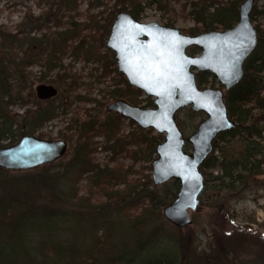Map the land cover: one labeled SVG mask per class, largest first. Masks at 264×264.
<instances>
[{
  "label": "trees",
  "instance_id": "16d2710c",
  "mask_svg": "<svg viewBox=\"0 0 264 264\" xmlns=\"http://www.w3.org/2000/svg\"><path fill=\"white\" fill-rule=\"evenodd\" d=\"M45 1L49 5V11L45 12L46 16L50 15L54 4L58 6V10H65L68 14L78 12L77 0ZM162 1L165 0H117L114 8L121 6L122 10L139 20L145 8L153 5L161 7ZM240 1L227 0L222 3L218 0H198V2H191L190 13L193 16V22L195 25H200L198 29L202 32L228 30L238 21ZM96 5H99V0H96ZM253 17L254 19L255 17L264 19V0L260 9L255 6L251 9L250 19ZM111 20L112 18L109 21L104 19L105 23L100 24L96 18L91 16L90 23L79 24L63 23L62 18L59 17L60 27L63 24L69 25L64 31L56 34L54 42L51 44L46 72L55 68L64 69L62 59L66 55L69 45L80 38L85 30L94 31L97 34L100 47L103 46V38L109 34L107 25ZM47 22V18L41 20V17L34 18L28 13L23 22L18 25L16 34L0 29V35L12 44L23 45L27 39L24 36L19 37V35L24 34L22 28L25 25L31 24L32 29L39 30ZM198 29L190 28L188 34L194 35ZM255 29L258 43L243 64V77L224 96L227 113L236 125L231 130L217 136L213 142L212 153L200 166V172L204 178L202 195H205V192L212 187V189L226 191L239 199L246 189L257 185L258 177L264 174V29L260 28V24H257ZM89 36L90 34L83 35L84 38ZM90 37L94 40V36ZM73 51L76 58L82 55L86 60L92 59L102 63L103 72L96 78L97 82L107 77L111 73L109 67L115 65V61H109L100 53L98 46L79 45ZM10 61L17 72L16 90L10 82L6 66L8 63L0 57V148L12 146L24 136H35L44 123L55 116L58 107L55 105L58 95L48 101H38L37 104L44 103L45 107H39L27 118L24 116L22 125L17 122L16 116L12 115L8 109L16 102H19L21 106L29 103L27 98L32 97L31 94H27L26 98L21 96V93L27 89L30 80L27 68L32 65V61L30 59L17 60L16 55ZM113 72L118 80H112L115 87L107 92L109 98L125 99L133 105H138V97L141 96V92L130 87L116 67ZM47 73L41 74L38 81L44 82ZM210 78L214 82L215 78L209 73L195 75L198 87L208 84ZM80 79L79 76L65 73L60 76L58 84L65 89V92L73 93L80 86L86 85L81 83ZM121 84L124 88L120 87ZM87 86L90 87L91 84ZM78 97L81 101H91L100 105L94 99ZM149 107H153V102L150 99L147 100L146 105V108ZM121 121L123 119L116 113L107 114L106 119L101 122L93 119L81 123L73 121L67 129H75L77 138L73 155L66 163L65 171L72 173L76 186L84 176H89L88 195L99 194L106 197L103 205L101 203L94 209L96 215L100 216L98 219H103V211L123 214L128 218V223L121 226L118 231L128 233L130 237L121 236L123 242L119 244L108 242L106 239L95 241L93 247H89L82 253L71 247L65 257L59 254L61 252L59 245L51 246L54 254L52 264H176L177 254L180 257L179 264H186L187 253L192 241L191 234L182 233L180 229H177L180 232H171L166 230L163 224H153V217L158 214L159 209L169 204L171 199H175L179 189L178 181L172 183L174 186L172 190H167L163 185L166 191L160 195L152 187L149 175L143 174L144 170L151 171L150 166H142L141 171L136 172L133 165L128 168H124L122 164L113 168L108 166L101 168L93 161L92 155L96 150V143L92 140L97 136L103 137L105 142L103 148L110 150L114 157L118 155L129 157L133 163L139 160L146 163L153 161L156 146L161 142L162 137L149 135L152 130L142 131L141 133L145 135L130 133L120 136ZM129 123L132 124V122ZM36 137L45 139L40 134ZM2 141H8V144L3 145ZM229 141L240 144L237 151L224 149ZM219 142H223L224 146H219ZM216 152L218 155H215ZM53 166L54 164L43 165L36 168L39 174L32 173L20 177L10 176V172L0 169V237L15 253H17L18 247L20 248V245H17L18 241L23 239L25 230L29 226L36 221L53 219L59 215L57 204L48 205L44 202V200L53 202L52 198L55 202L58 199L57 184L59 179L57 173L50 172ZM214 170H217L216 174L212 173ZM135 176L138 178L132 179ZM119 185L124 189L116 190L115 188ZM46 191L51 199L46 197ZM77 193L78 191L75 196ZM22 250L23 255H26L27 252L23 248ZM220 253L225 256L223 248ZM16 260V258L10 259L0 255V264H11Z\"/></svg>",
  "mask_w": 264,
  "mask_h": 264
},
{
  "label": "rangeland",
  "instance_id": "374dc122",
  "mask_svg": "<svg viewBox=\"0 0 264 264\" xmlns=\"http://www.w3.org/2000/svg\"><path fill=\"white\" fill-rule=\"evenodd\" d=\"M77 1L78 12L76 13L68 14L65 10H58V6L54 4L50 11V15L46 16L45 12L49 11V5L45 0H0V29H4L11 34H16L18 32V25L23 22L24 17L28 13L34 18L41 17V20L48 19L47 24L39 30L32 29L31 24L25 25L22 28L24 34L19 35V37L24 36L27 39V42L23 45L12 44L7 41L5 37L0 35V57L8 63L6 66L8 68L10 82L15 90L18 85L17 72L15 66L12 65L10 61L11 58L16 55L17 60L30 59L32 61V65L27 68V72L30 74L27 89L21 93L23 97L27 98V94H31L32 97L27 98L29 103L21 106L19 102H16L10 106L8 110L12 115L16 116L17 122L22 125L24 116L27 118L39 107H45L46 105L44 103H36L38 102L35 98L34 91L36 85L50 84L55 86L58 89V97L55 100V105L58 107L55 116L44 123L35 136L40 134L43 135L46 140H64L67 142L68 146L65 155L58 161L52 163L54 166L50 170L51 173H57L58 175V199H56L55 202L53 198V202L44 200L48 205L57 204L59 215L53 219L36 221V223L29 226L25 230L23 239L19 240L17 243V245H20V248L17 246V253L10 250V246L0 237V255L10 259H17L16 262L11 264H52L54 254L52 253L51 246L59 245L61 247V252L59 254L65 257L66 254L68 255L71 247L80 251L79 253H82L87 251L89 247H93L95 241H103L106 239L108 242L119 244L123 242L121 236L130 237L128 233L126 234L118 231L121 226L128 223V218L123 214L111 211V213H107L103 211V219H98L100 216L96 215L94 209L101 203L103 205L106 197L100 196L99 194L88 195L89 176H84L76 186L74 185L75 181L72 173L69 171L67 173L65 171L66 163L73 155V149L77 138L75 129L68 130L67 127L72 125L73 121L81 123L89 119H93L97 122L105 120L107 114H111L105 112L106 106L118 100L116 98H109L107 95V92L113 90L115 87L112 84V80H118V77L115 72H113V69H115V67L117 68L114 53L106 48L105 42L109 37L116 14L118 12H127L122 10L120 8L121 6L114 8V4L117 0H99V5H96V0ZM226 1L227 0H218V2L222 3ZM242 1L243 0L239 2V5ZM191 2H198V0L162 1L161 7L153 5L149 8H145L138 21L145 24L157 23L162 26L176 27L182 34L190 35L188 34L190 28H200V25H195L193 22V16L190 13L192 10ZM262 4L263 0H255L253 7L255 6L257 9H260ZM111 13L112 15H110ZM89 16L96 18L100 24L105 23L104 19L109 21L112 18L107 25L109 34H106L103 38V46L101 45L100 47L97 34L94 31L89 32L85 30L82 32L80 38L69 45V49L62 59L64 69L55 68L47 73L46 63L49 57L51 44L54 42L56 34L64 31L67 25H69L63 24L60 27L58 18H62L63 23L74 22L87 24L90 23ZM108 17H110V19H108ZM251 22L254 27L260 24V28L264 29L263 18L255 17L254 19L253 17ZM200 33L204 32L198 29L194 35ZM88 34L94 36V40L90 36L83 37V35L86 36ZM91 44L98 46L100 48V53L109 61H115V67H109L111 73L107 77L102 78L100 82H97L96 78L103 72L102 63L92 59L86 60L82 55L78 58L73 55L74 48L79 45L88 46ZM186 53L190 56H199L200 50L195 47H190L186 49ZM64 72L66 74L79 76L81 78V83L86 85L80 86L76 92H65V89L58 84L59 78L62 74H65ZM43 73H47V77L44 82H39L38 78ZM194 74L196 75L197 71H194ZM122 77L124 76L122 75ZM88 84H91V86L88 87ZM120 87L124 88L122 84ZM198 88L221 89V86L216 79H214L213 82V79L210 78L208 79V84L199 86ZM78 96L94 99L98 101L100 105L91 101H81L78 99ZM149 99L152 100V98L146 97L141 92V96L138 97V105L127 102L133 106L146 108L147 100ZM205 118L206 115L204 113H195L190 107L180 109L174 115V119L184 138L190 136L196 130L198 123ZM122 119L123 121H121L119 128L120 136H126L130 133L142 135L143 133L141 132L146 131L137 127L133 122L130 124L129 122L131 121L124 118ZM151 134L154 136H161V142L163 141V135L158 134L154 130H152L149 135ZM92 141L96 143V150L92 158L94 163L100 165L101 168L105 166L113 168L118 164H122L124 168H128L133 165L132 167L135 171L139 172L142 166H150L151 164L142 160L133 163L129 157H123L122 155L114 157L110 150H105L103 148L105 142L102 136H97ZM1 143L7 145L8 141H2ZM219 146L223 147V142H219ZM239 146V143L229 141L227 147L224 149L227 148V150L235 152L238 150ZM184 150L188 153L191 152L189 144H187V146L185 144ZM142 154L144 155V153ZM215 155H218V152H216ZM113 157L114 159H112ZM8 172H10V176L15 177L32 173L39 174L36 168ZM150 172L144 170L143 174L149 175L151 181ZM216 172L217 170L212 171L213 174H216ZM138 176L132 177V179H137ZM258 180L257 185H252L246 189L239 199L231 196L226 191H220L215 188L212 189L210 186L211 188L209 191L205 192V195L201 194L200 196L199 210L197 212H189L192 222L185 228H176L165 220L162 214L165 206L161 207L158 214L153 217V224H163L166 230L171 232L175 231L177 233L180 232L177 229H180L182 233L191 234L192 241L187 253L186 264H264V174L259 176ZM173 182L174 181H169L164 184L167 190L173 189ZM152 187L160 195H163L166 191L163 185L160 187H154L152 185ZM115 189L123 190L124 187L119 185ZM76 191H78V193L75 196ZM177 193L178 191L176 195ZM45 194L48 199H51L47 191ZM173 201L174 199H171L169 204ZM145 203H147V201H145ZM22 248L27 252H25L26 255H23ZM222 248L223 252H225V256L220 253ZM179 260L180 257L177 254L176 264H179Z\"/></svg>",
  "mask_w": 264,
  "mask_h": 264
},
{
  "label": "water",
  "instance_id": "95a60500",
  "mask_svg": "<svg viewBox=\"0 0 264 264\" xmlns=\"http://www.w3.org/2000/svg\"><path fill=\"white\" fill-rule=\"evenodd\" d=\"M254 2H241L238 21L232 28L193 36L182 34L176 27L145 24L128 12H118L105 42L127 83L152 98L154 105L142 108L118 99L106 106L105 112L117 113L140 129H152L164 136L156 146L150 176L154 187L178 181L174 201L162 211L165 220L176 228L189 226V212L200 208L204 189L200 166L212 153L214 140L236 125L227 113L224 95L241 81L243 64L258 43L250 19ZM190 47L199 49L200 55H188L186 49ZM194 71L209 73L221 89H199ZM34 91L38 101L58 95V89L50 84H38ZM186 107L204 113L206 118L184 138L174 115ZM185 144L191 152L184 150ZM67 148L64 140L24 136L14 145L0 148V169L24 171L52 164L65 155Z\"/></svg>",
  "mask_w": 264,
  "mask_h": 264
}]
</instances>
